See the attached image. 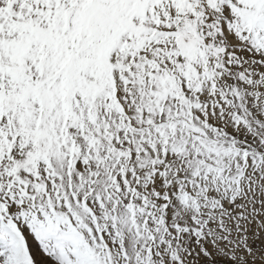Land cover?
Here are the masks:
<instances>
[{
	"label": "snow or ice",
	"instance_id": "1",
	"mask_svg": "<svg viewBox=\"0 0 264 264\" xmlns=\"http://www.w3.org/2000/svg\"><path fill=\"white\" fill-rule=\"evenodd\" d=\"M0 264H264V0H0Z\"/></svg>",
	"mask_w": 264,
	"mask_h": 264
}]
</instances>
